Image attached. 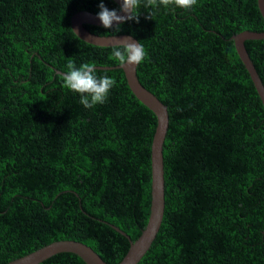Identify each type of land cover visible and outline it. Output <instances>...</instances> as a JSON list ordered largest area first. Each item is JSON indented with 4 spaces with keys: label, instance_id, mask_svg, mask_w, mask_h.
Returning <instances> with one entry per match:
<instances>
[{
    "label": "trees",
    "instance_id": "trees-1",
    "mask_svg": "<svg viewBox=\"0 0 264 264\" xmlns=\"http://www.w3.org/2000/svg\"><path fill=\"white\" fill-rule=\"evenodd\" d=\"M100 2L0 0V264L59 240L118 264L129 242L110 224L131 241L146 225L155 115L120 69L95 71L117 86L91 109L55 71L120 65L112 47L70 28L72 15H97ZM145 5L138 22L85 26L141 42L137 78L167 108L164 213L137 264H264V109L231 40L264 31L257 2ZM244 45L264 85V39ZM40 264L85 263L60 253Z\"/></svg>",
    "mask_w": 264,
    "mask_h": 264
},
{
    "label": "water",
    "instance_id": "water-1",
    "mask_svg": "<svg viewBox=\"0 0 264 264\" xmlns=\"http://www.w3.org/2000/svg\"><path fill=\"white\" fill-rule=\"evenodd\" d=\"M111 1H113L118 6V8L121 7L122 0ZM256 2L259 13L264 20V0H256ZM119 14L123 15V13ZM86 25L99 28L104 27L97 19V15L90 12L78 11L72 15L70 18V28L73 34L79 40L87 44L98 47H113L114 45L122 43V39L125 38H130L133 42H137L135 38L126 34L116 36L95 35L86 29ZM114 26L116 25L114 24L113 27ZM262 39H264V31H243L231 37L236 54L248 72L251 82L253 83V86L264 109V85L250 60L244 45L245 41ZM136 68L137 65H118L115 67L95 66L96 70L120 69L123 72L127 87L129 88L130 92L140 103L152 111L156 117V127L154 130L150 151L151 184L148 219L145 227L141 230L140 235L135 241H131L128 235H126L116 226L110 224L112 229L124 236L129 242V248L118 264H137L141 260L156 238L164 213V172L162 148L168 129V113L166 106L162 104L154 94L141 85L136 75ZM55 71L58 75L62 74L60 71ZM262 235L264 238V230L262 231ZM60 253L74 254L85 264H107L92 248L81 242L73 240H59L49 243L29 254L14 259L7 264H40L48 258Z\"/></svg>",
    "mask_w": 264,
    "mask_h": 264
},
{
    "label": "clouds",
    "instance_id": "clouds-1",
    "mask_svg": "<svg viewBox=\"0 0 264 264\" xmlns=\"http://www.w3.org/2000/svg\"><path fill=\"white\" fill-rule=\"evenodd\" d=\"M196 3L197 0H146L145 6L163 5L168 7L175 5L178 8L191 9ZM139 5L140 0H122L121 7L118 10H109L105 7L103 0H101L97 19L105 29L112 28L114 24L121 25L128 21L138 22L137 9ZM119 13H123V15ZM116 31H119V27L116 28ZM122 41V43L112 47L111 58L118 61L121 66H132L142 63L146 57L143 44L141 42H133L130 38L122 39ZM67 69L66 73L61 74L63 86L79 94L81 97L80 103L85 108L91 109L96 105L105 103L110 89L117 86L115 78H109L108 76L97 77L94 63H84L77 68L73 62H69Z\"/></svg>",
    "mask_w": 264,
    "mask_h": 264
},
{
    "label": "bare ground",
    "instance_id": "bare-ground-1",
    "mask_svg": "<svg viewBox=\"0 0 264 264\" xmlns=\"http://www.w3.org/2000/svg\"><path fill=\"white\" fill-rule=\"evenodd\" d=\"M45 152V151H44ZM63 254V253H62Z\"/></svg>",
    "mask_w": 264,
    "mask_h": 264
}]
</instances>
